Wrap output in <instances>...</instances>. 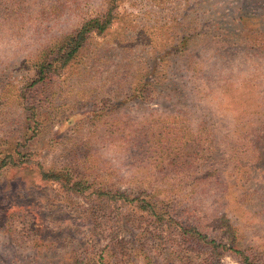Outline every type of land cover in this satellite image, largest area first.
I'll return each instance as SVG.
<instances>
[{
  "label": "rangeland",
  "instance_id": "1",
  "mask_svg": "<svg viewBox=\"0 0 264 264\" xmlns=\"http://www.w3.org/2000/svg\"><path fill=\"white\" fill-rule=\"evenodd\" d=\"M0 264H264V0H0Z\"/></svg>",
  "mask_w": 264,
  "mask_h": 264
},
{
  "label": "trees",
  "instance_id": "2",
  "mask_svg": "<svg viewBox=\"0 0 264 264\" xmlns=\"http://www.w3.org/2000/svg\"><path fill=\"white\" fill-rule=\"evenodd\" d=\"M108 21L109 19L107 21H104V20H100L96 18V19L85 22L82 28L77 33V35L74 37H71L68 41L70 56L80 46L81 42L84 40L88 32H91L93 30L102 31L107 25ZM62 175L65 177L64 185L68 186L70 184L69 182L72 181L71 175L69 173H63ZM42 177L43 179L54 178V180H58V178H61L62 176H60V171H51V173L45 171L42 173ZM136 200H139L138 203H141L142 204L141 206H147V201L145 198L137 197ZM156 215L157 217H160L162 213H156ZM185 231L191 233L188 230V228H185Z\"/></svg>",
  "mask_w": 264,
  "mask_h": 264
}]
</instances>
